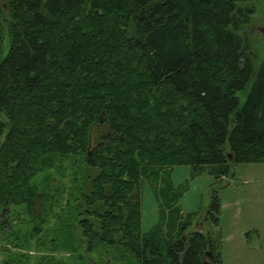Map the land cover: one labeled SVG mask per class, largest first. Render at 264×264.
Instances as JSON below:
<instances>
[{"label": "trees", "instance_id": "1", "mask_svg": "<svg viewBox=\"0 0 264 264\" xmlns=\"http://www.w3.org/2000/svg\"><path fill=\"white\" fill-rule=\"evenodd\" d=\"M250 1L0 0V213L32 214L34 175L67 157L89 184L91 217L76 214L88 250L119 242L137 264H222L209 233L183 241L194 215L170 172L220 178L264 162V56L238 96L253 74ZM144 177L159 211L147 233L130 199Z\"/></svg>", "mask_w": 264, "mask_h": 264}, {"label": "rangeland", "instance_id": "2", "mask_svg": "<svg viewBox=\"0 0 264 264\" xmlns=\"http://www.w3.org/2000/svg\"><path fill=\"white\" fill-rule=\"evenodd\" d=\"M249 4L255 7L245 32L253 74L245 90L238 92L240 103L264 56V0H251ZM51 163L33 177L37 191H44L42 221L32 223L33 215L23 207H11L14 218L19 215V222L9 226L5 237L0 229V264H137L123 246L92 242V250H88V239L82 236L74 207L82 203L81 191L89 189L86 174L78 173L83 164L75 168L69 158L56 155ZM209 170L176 165L170 172L173 186L182 191L178 200L182 214L194 215L183 235L192 230L209 233L219 245L222 264H264V162L233 164L229 174L220 178ZM139 193L140 229L147 233L159 222L157 199L149 179L142 178ZM215 196L220 203L218 212L212 208ZM40 204V199L35 202L37 211Z\"/></svg>", "mask_w": 264, "mask_h": 264}, {"label": "flooded vegetation", "instance_id": "3", "mask_svg": "<svg viewBox=\"0 0 264 264\" xmlns=\"http://www.w3.org/2000/svg\"><path fill=\"white\" fill-rule=\"evenodd\" d=\"M89 153V152H88ZM86 168V166L84 167V169ZM72 185V184H71ZM141 186V182L139 183V187ZM89 187V186H88ZM88 187H87V189H88ZM81 195H79V196H82V195H84L85 197L86 196H88V194L86 193V191L84 192V191H81V193H80ZM87 194V195H86ZM78 196V197H79ZM131 196H133V194H131L130 195V197ZM85 197H82V200L83 199H86ZM138 197H139V199H138ZM41 200V204H40V210L39 211H37V209H36V207L34 206L35 205V202L37 201V200ZM136 199H138L139 200V202L141 201L140 200V193H139V190H138V192L137 193H135L134 194V198L132 199L133 201H136ZM76 204V203H75ZM84 204H87L84 200H83V209L82 210H80V211H78L76 214L77 215H79L80 217V221L81 220H84V219H89L91 216H90V214H89V209H88V207H85L84 206ZM72 205H73V202H72ZM43 207H44V201H43V194H42V192L40 191V193L38 192V191H36L35 192V195H34V198H33V200H32V206H31V212H32V218H31V220H32V223L37 219V218H39V220L41 221L42 220V216L45 214V213H43L42 212V209H43ZM15 212L12 210V209H7V210H3V212H1L0 213V223H2V228H3V233H2V237H5L6 236V233L10 230V225L11 224H14V223H16V222H19V220H18V214L16 215V218L17 219H15L14 218V216H13V214H14ZM43 213V214H42ZM81 213V214H80ZM44 217V216H43ZM79 218L77 219V223H78V226L80 227V222H79ZM31 222V221H30ZM190 227V226H189ZM110 229H115V228H117V226H113V225H111L110 227H109ZM193 231H199V230H192V231H190V232H193ZM84 237V236H83ZM183 237V241H185V236L183 235L182 236ZM85 238H87V237H85ZM88 239V238H87ZM121 239H118V241H120ZM120 244L121 243H119V242H117V245H119L120 246ZM205 257L207 258L208 257V251L206 252V254H205Z\"/></svg>", "mask_w": 264, "mask_h": 264}, {"label": "water", "instance_id": "4", "mask_svg": "<svg viewBox=\"0 0 264 264\" xmlns=\"http://www.w3.org/2000/svg\"><path fill=\"white\" fill-rule=\"evenodd\" d=\"M229 157H231V156L229 155Z\"/></svg>", "mask_w": 264, "mask_h": 264}]
</instances>
